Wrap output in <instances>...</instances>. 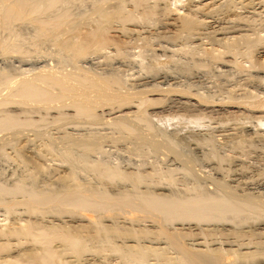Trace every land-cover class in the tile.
Listing matches in <instances>:
<instances>
[{
  "label": "bare ground",
  "instance_id": "6f19581e",
  "mask_svg": "<svg viewBox=\"0 0 264 264\" xmlns=\"http://www.w3.org/2000/svg\"><path fill=\"white\" fill-rule=\"evenodd\" d=\"M60 2L61 0H0V12L5 20L20 11L29 15L43 14V21L36 28V35H44L47 25L55 31L65 25L68 32L76 33L78 27L82 26L79 20L82 19L90 25L88 33L107 34L112 42L117 38L124 44L128 41V36L133 39L141 38L145 41V49L153 47L154 51L160 50L157 52L165 53L171 60L178 62L176 73H155L142 75L141 78L137 75L139 78H134L136 86L161 81L160 84H179L178 88L181 90L182 85L188 86L194 81L205 79L211 65L223 68L234 65L233 67L242 69L238 74V81L241 80L243 88L238 87L239 89L245 87L247 92L248 86H253L264 94V86L261 85L264 81V0H184L182 14L171 10L168 0H157V3H152L155 6L152 15L156 18V27L152 23V27L149 26L150 23L127 26V22L132 21L135 16L131 15L134 9L129 2L127 4L122 0L108 6L112 11H107L108 8L102 10L100 6L94 7V12L98 13L95 21L84 12L76 13L80 18L69 19L73 16V11L56 8ZM59 10L61 12L56 13ZM6 23L2 22V25ZM92 46L94 49L103 48L95 43ZM156 54L159 53H155V56ZM2 56L3 54L0 55V65L8 61ZM14 61L20 67L34 70L33 74H25L21 78L15 90V101L46 109L61 108L65 105V94L61 91H44L32 81L48 83L49 79L56 78L64 86L79 83L85 91L71 94L69 106L74 107L84 119L91 121H67L76 132L66 131L61 137L66 141L59 142L50 134L46 136L43 133L35 135L33 138L36 140L33 141L31 137L26 139L25 134L12 130L17 124V118L0 117V130L10 129L7 132L11 134L9 141L17 143L22 138L27 145L23 144L22 149L25 147L30 150L32 156H29L34 159L27 157L32 164L28 163L30 167L26 168L38 172L30 174L31 171L27 170L30 180L25 182L20 176L16 183L13 180L14 187L11 189L7 188L11 184L0 181V203L19 202L25 205L29 214L26 218L21 215L16 220L11 218L13 221H10L7 233L12 232L17 237L20 235L31 241L30 246L13 252L11 250V253L0 256V264H94L95 262L86 263L88 260L84 261L83 256L86 250L88 252L92 248L95 253L107 251L109 255L114 254L110 255L111 259L104 261L105 264H264V193L254 192L250 188L252 186H248L247 177H250V173L247 165L239 159H235L236 162L233 160V179L230 177L232 180L229 181L234 184L228 183L224 179L225 158L218 154V149L227 150L240 145L244 135L251 137L253 141H250L254 143L264 140L263 130L257 128L254 122L258 119L264 121V108H259L260 104L243 108L241 104L234 102V95L229 93V96L228 92L222 90L225 88L223 83L217 84L218 94H227L224 100H228L227 103L223 98V103L220 100L206 103L191 97L193 94L190 92L167 91L168 87L165 85L166 89L160 87L162 93L159 94L163 96L164 102L140 111L139 105L133 103V98L144 92L146 86H140L145 88L143 90L138 86L137 89L121 91L119 88L122 79H118L119 77L112 80H108V77L102 83L101 78L95 74L64 72L66 68L62 65L55 68L48 58L29 60L17 56ZM244 63L247 64L246 70ZM5 66L11 68L10 65ZM6 77L7 74H4L3 80ZM169 89L176 88L173 86ZM249 96L247 94L246 97ZM243 97L241 98L244 100ZM231 99L234 103L229 102ZM247 102L250 103L249 100ZM21 109L23 108H15L16 111ZM164 112L169 113V116H175V113L176 117L177 114L181 115L179 120L182 123L166 122L169 118H165ZM205 113L216 121H211L212 126L207 125L204 129L197 126L198 129L194 130L189 124L188 116L194 118ZM242 116L250 120L245 128L242 124L238 130V124L234 125L236 122L230 124V127L228 125V128L219 125L223 119L239 121ZM110 124L120 125L124 128L123 132L114 137L101 134L94 135L90 140L84 138L87 125L96 127ZM77 127L87 129L84 133ZM214 133L222 138L219 141L224 142L214 143ZM7 139L9 136L0 135V141ZM84 140L89 145L105 140L113 143L125 141L132 145L142 143L149 147L148 151L156 154L155 159L158 161L156 159L151 164L128 157L115 162L100 151L101 146H95L98 149L95 150L85 145ZM44 143L51 147L49 151L42 149ZM199 144L202 147L204 144L209 146L208 154L211 158L208 161L212 160L213 163L204 164L207 163L203 162L205 159L189 156L192 149H199ZM39 146H42L41 149ZM53 153H58V159L64 164L61 165L65 172L62 175L58 171L54 172V169L43 167L40 160L42 156ZM141 153L135 156H143ZM204 166H210L212 172L214 170L213 175L211 172L206 174L208 171L205 173V168L201 169ZM61 168L60 171L63 170ZM255 179L249 182L256 188L264 189L263 183ZM3 192L10 193L11 196H2ZM8 198L11 200L8 201ZM9 211L11 210L7 208L6 212ZM0 245L3 243L0 242Z\"/></svg>",
  "mask_w": 264,
  "mask_h": 264
},
{
  "label": "rangeland",
  "instance_id": "374dc122",
  "mask_svg": "<svg viewBox=\"0 0 264 264\" xmlns=\"http://www.w3.org/2000/svg\"><path fill=\"white\" fill-rule=\"evenodd\" d=\"M115 1H117V0H61V2L56 5V8H59V7L66 8V9L68 8L71 11H73V12H71L73 14V16H70L69 19L80 18L79 16L76 15V13L84 12V13H86V15L91 20L95 21L98 18V13L94 12L93 8L96 6H100V8L102 10H104V9L106 10V8H108V6H110L111 4L115 3ZM122 1L126 2L127 4L129 2L133 6V9H134L131 12V15L133 14L135 16L133 17L132 21L127 22V26H131V25L143 26L145 24L150 23L149 24L150 27H152V25H153V27H156L157 21H154V20H156V18H155V16L153 17V15H152V11L155 10V6H153L152 3H154V2L157 3L156 2L157 0L156 1H154V0H122ZM149 2L151 3L150 6H149V4H150ZM168 3H169V7L171 10L178 11L180 14L184 13V8H185V5L183 4V3H185L184 0H182V1L168 0ZM143 10H146V11L143 12ZM107 11H112V10L110 8H108ZM60 12H61V10L57 11L56 13H60ZM43 17H44L43 14L35 13L34 15H29V14H26L25 12L20 11V12H17L15 15L8 17V19L6 18L7 20H5L4 15L2 14V12H0V55L3 54V56L5 55V57L2 56V58H5L6 60L8 59V61L6 63L0 65V117L11 116V117L17 118V120H16L17 124H16V126L13 127L12 130L15 132H21L22 134H25L27 136L26 139H28V137H31V140L34 141V140H36V138H33L35 135H38V134L41 135L43 133L46 136H48L50 134L52 137L56 138L59 142L66 141L65 139L61 138L62 136L65 135L64 133L66 131L70 132V133L76 132L71 125L67 124V121L72 120V122H73V121L78 119L80 121H83L84 123H86V122L89 123L91 120L90 119H84L83 116H81L80 114L77 113V111L74 107L69 106V103L71 101V98H70L71 94H73L75 91H80V93H81V91H85V89H83V86H81L79 83H72L69 86H64V85H62L61 82L56 81V78L49 79L48 83H40L37 80L32 81L37 87L41 88L44 91H48V92H52V93L61 91L63 94H65V98H64L65 105H63V107H61V108L53 107V108H47L46 109L43 106L42 107H39V106L36 107V106L31 105V104L23 105V104H20L18 101H15L17 99L15 90L18 88V86L21 82V78L25 74H33L34 73V70H32V68H30V67H20L19 64L14 61V58H16L17 56L18 57L20 56L22 59H29V60H37L39 58H48L50 60L51 64L53 66H55V68L58 65H62L66 68L63 70L64 72H66V71L75 72V73L80 74V75L81 74H83V75L95 74V75L99 76V78H101L102 83L104 81H106L108 77H109L108 80H112V78H114V77L115 78L119 77L118 79H122L121 80L122 84H121L120 88H119V86H111V88H119L121 91H130L131 89H137L140 86H144V87L146 86V89L144 87L143 88L140 87V88H142V90L145 89V90H143L144 92H142L143 94L141 93L136 98H133V103L135 105H139L140 111L144 108H147L150 106L152 107V105H159V104L163 103L164 98H162L163 96H161L159 94L162 93L161 90L164 89V87L166 89V86L168 87L166 89L167 91L170 90V91H177V92H182V93L190 92L193 94V95H191V97H194V99L196 98V99H199V100L204 101L206 103H213L215 101L216 102H220V101L222 102V98L224 101V100H226V97L228 95L225 93L224 94L222 93L223 95L218 94L219 93L218 88H217L218 83H223V86L225 85L224 86L225 88L222 89L223 88V86H222L221 89L224 92L225 91L228 92V94L231 93V95H234L235 99L232 98L234 100V102L236 101L235 103L241 104V106L243 108L244 107H246V108L250 107L251 108L253 105L256 106L258 104H260V107L258 106L259 108H261V109L264 108V99H262V98H264L263 91L258 89V88L256 90V88H254L253 86H248V91H247L248 93L245 92V90H247V88L245 89V87H244V89H242L243 85L241 86V80L238 81V78H239L238 74L242 71V69L237 68V66L235 68V67H233L234 65H231V66H229L230 68L227 67L228 68L227 69L226 67L223 68V66L219 67L218 65H216V66L211 65V67H210L211 69L209 67H207V69L209 68L208 70H210L211 72L209 71V72H207V74H205L207 76L209 75L208 77L205 76L204 77L205 79L202 78L201 81L200 80L194 81L193 83H191L188 86L187 85L186 86L180 85L181 90L179 89L180 87L178 88L179 84L177 85V84H172V83L167 82L168 84H170V86L173 85L176 88L175 90L174 89L171 90L169 88H173V86L170 87L166 82H162L160 84L161 81H159V82L156 81L157 82L156 84L153 82H151V83L148 82L147 85L145 83V85L143 84V85H137L136 86V84L134 82V80H135L134 78H136L137 75H139V77L141 78L142 75L143 76L152 75L155 73H163V72L164 73H176L178 71V62L176 60H171L169 58V56L167 57V55H165V53L163 54L161 52H157L160 50L156 49L154 51L153 47L148 48L146 46L147 48L145 49V41L141 38L133 39L132 36L131 37L128 36V39H127L128 41L126 42V44H124L122 42H119L117 40V38H116V41L112 42L111 38L107 34L106 35H100L97 32L88 33L90 25L87 24L88 21H85L82 19H79V20H81L82 26L80 25L78 27V30L76 31V33L68 32L67 27L65 25H62L60 28L56 29L58 31H55V29H53L49 25H47L46 26V32L44 35H38V34L36 35L35 34L36 28H38L40 26V22L43 21ZM261 18H263V17H261ZM151 19H153L152 22H151ZM2 22H7V23L5 25H2ZM151 23H152V25H151ZM94 43L99 44L103 48L102 49H94V46H92V44H94ZM83 45H87V46L84 47ZM154 48H155V46H154ZM152 51H153V53H152ZM154 52L159 53V54H156V56H155ZM90 60H93V61L90 62ZM119 61H120V63H119ZM96 62H97V64H96ZM121 62H124V63H121ZM92 63H93V65L94 64L95 65L94 66L89 65ZM98 63H100V64H98ZM120 64H124V66L120 65ZM5 65H10L11 68L6 67ZM244 68H245V70L247 69V64H245ZM229 70H230V72H229ZM135 72H137V73H135ZM217 72L220 74L219 76H218ZM208 73H210V74H208ZM4 74H7V77L5 80H3V78H2ZM211 74H212V76H211ZM222 75H223V77H222ZM139 77H137V78H139ZM217 77H219V78H217ZM216 79H217V81H216ZM221 79H222V81H221ZM219 81H221V82H219ZM239 82H240V85H239ZM6 84L8 86L7 88H6ZM131 84H132V86H131ZM156 85H158L159 87H157ZM176 85H177V87H176ZM261 85L264 86V81L261 83ZM153 86H155V87L153 88ZM133 87H135V88H133ZM231 87H232V89H231ZM238 87H242V88L239 89ZM177 89H179L180 91ZM146 90H148V91H146ZM166 90H165V92H166ZM112 92H116V90H112ZM233 92H235V93H233ZM241 92L242 93L245 92V93L242 94ZM253 93L254 94L257 93L258 95L256 94L254 97ZM236 94L240 95V96L237 97ZM245 94H246V96H247V94H248V96L250 94L251 95L248 98V97L244 96ZM231 95L229 94V96H231ZM241 97H243L244 100ZM232 99L229 102H233ZM247 100H249L250 103H252V104L247 102ZM224 102H226V101H224ZM227 102H228V100H227ZM253 102L257 103V104H254ZM111 104L113 105V103H111ZM111 104H108V105H111ZM245 105H247V106H245ZM248 105H249V107H248ZM15 108H23V109L16 111ZM7 109H10L13 111H6ZM144 113H146V112L144 111ZM164 113H162V114H164ZM83 114L86 115L88 113H83ZM167 114H169V113H167ZM167 114L165 113L166 117L164 115L165 118H169V119H167L166 122H175V123L181 122L179 120L181 115L177 114V117H176V113L174 114L175 116H173V115L169 116L170 114L169 115H167ZM200 115H198L197 117H194V118L191 116H188L189 117L188 120L190 119L189 124L191 123V126H193L194 130L198 129V127H200L201 129H204V127L207 128V125L212 126V122H213V120H215V118H211V117L209 118L206 113L203 115L202 114H200ZM243 118H245V117L242 116V118L239 121H238V119H235L233 121H232V119L229 120L230 118H228L227 120L223 119V120H221V123L222 122L223 123L222 124L219 123V125H221V127H223V128H224V126L227 127L228 125H229L228 127H230V124H234L236 122L234 125L238 124L236 126L237 129L238 128L241 129L240 127L242 126V124H244L243 128H245L246 126H248L250 124V120L247 117V118H245V121H244ZM258 120H260V121H258ZM258 120H254V122L256 123L257 128L263 130V132H264V123H263L264 121L262 119H258ZM189 124H187V125H189ZM87 128H88V130L85 133V130ZM87 128L83 129V128L77 127V129L83 130V132L85 133L84 138L87 140L92 139L94 137V135L101 136V134H107L108 136L113 135V137H114V135L115 136L119 135L124 130V128H121L120 125L116 126V125H112V124H110V125H99L96 127H93L92 125H87ZM91 128H94L96 130H91ZM5 130L4 131L0 130V135H4V137L9 136V139H7L5 141H0V181L4 184H6L7 182H8L7 184H9V185L11 184L12 187L10 185V188L7 185V188L11 189L14 187L13 180L15 182V181H17V179H20V176H22L24 178L25 182H28L30 180L29 175L31 173L37 174L38 172H36L32 168H30V169L26 168V167H30L29 164L30 165L32 164V163H30L31 162L30 159H27V157L32 158V159H34V158L31 157L32 155L30 154V150L28 148L24 147V150L22 149L23 144L27 147L25 141L21 140L22 138L17 143L13 140L9 141L11 139L10 138L11 134L7 133V132L10 131V129H5ZM90 135H93V136H90ZM214 135H215V133H214ZM215 136H213V138H214L213 140L216 139L214 141V143L220 144V142H224V140L219 141V140H222V138H220L219 136L218 137L217 136L215 137ZM246 136L247 135L243 136V141L238 146H232L231 149L228 147L229 149H227V150L218 149V154L220 153V156H223L225 158V159L223 158L224 159L223 164L225 165V166L223 165V168L226 169L224 171V173L226 174V177L224 179H226V181L228 183L234 184L233 181H229V180L233 179V171H234L233 167H235V165L233 163L236 162L235 159H239L243 162V164H246L248 167L247 169L250 173V177H247L248 186H252L254 189L252 187H250V188H251V190H254V192L264 193L263 188H258V187L256 188V187H254V185L252 183L249 182V181H253L256 178L255 181H257V179H259L258 181H261L263 183L262 186H264V140H261L262 138L260 139L262 141V144L260 143L261 141L259 143H254V142H252L253 140L251 139V137L249 138L247 136L248 138H246ZM88 137H89V139H88ZM244 137H245V139H244ZM107 138H109V137H107ZM263 138H264V136H263ZM250 140H252V141H250ZM33 141H31V143ZM6 142H8V143H6ZM84 142H85V140H84ZM135 142H138V141H135ZM139 142H141V141H139ZM192 142H190V145ZM31 143H28V144L31 145ZM85 145H88V147L90 146L95 150H98L95 148V146H101L102 148L100 149V151L107 156L109 155L110 158H112V160L115 162L119 161L123 158H128V157L132 158L133 157V160H136V161H139V160L143 161L144 160L147 163L153 164V162L156 161V159H157V158L155 159V157H157L156 154L152 153L150 150L148 151L149 147L144 146V144H142V143H139V144L135 143L134 145H132L129 142L127 143L125 141L124 142L118 141L117 143H113L110 140H107V142L105 140L102 142H96L93 145H89L88 143L85 142ZM205 145L206 144L203 145V147H204L203 148L202 145L199 144V146H200L199 149L198 148L192 149V151H190L191 153H188V154L190 157H192L194 159L195 158L198 159V157L201 158L199 160L205 159V160H203V162L207 161V163H204V164L213 163L214 161H212V160L208 161L211 158L210 155L208 154L210 148H208L209 146H207V145L205 146ZM191 146H193V145H191ZM191 146H190V148H192ZM41 147L42 146H39L40 149H41ZM42 149L49 151L51 149V147H49L48 145H46V143H44V146L42 147ZM223 151H226V152H223ZM140 152H142L141 154L143 156H138V155L135 156L137 153H140ZM204 153H206V154H204ZM29 154L31 156H29ZM190 154H193V155L191 156ZM225 154H226V156H225ZM205 155H206V157H205ZM233 155L236 157H234ZM238 156H239V158H237ZM58 158L60 159V157L58 156V153H56V154L53 153L52 155L48 154L46 157L42 156L40 158V160L44 164L43 167H46V169H54V172L58 171V174L62 175L63 173H65V172H63L64 168L63 167L61 168V165L63 163ZM233 160H234V162H233ZM157 161H158V159H157ZM55 163H56V165H55ZM148 165H150V164H148ZM60 168H61V170L62 169L63 170L60 171ZM128 168L131 169L130 166H128ZM204 168H205V170H204L205 173H206V171H208V173H206V174H210V172H211V175H213L214 170L212 172V169L210 166H204L201 169L203 170ZM27 170L31 171L30 174H29V172H27ZM228 173H230V174H228ZM225 174H223V175H225ZM32 175H34V174H32ZM178 180H181V179L179 178ZM4 193L5 192L1 193L2 196ZM9 194L10 193L4 194V196L6 195V196L10 197L11 194L10 195ZM7 200L10 201L11 199L8 198ZM7 208H9L11 210V211H9V213L6 212ZM20 215L22 216V218H26L27 215H29L26 212L25 205H22L19 202L18 203H12V202L6 203V202H4L2 204L0 203V227H1L0 230H2V231H0V233H1L0 234V242L3 243L2 246L0 245V256L7 255V254L11 253V250L13 252V250H16L18 248L31 245V241L27 237H22L19 235V237H21V238H19V237H17L18 235H13L15 233H13V234H12V232L7 233L8 229H9L8 227H10V223L13 220H16L15 218L20 216ZM11 218L12 219L14 218V219L12 220ZM2 225L4 228H2ZM5 229H6V231H5ZM2 232L4 234H2ZM17 238H19L21 241L19 239L17 240ZM6 241L7 242L9 241L11 243L8 242V244H7ZM92 249H89L88 252L86 250L83 254V256H85V259H86V260L84 259V261L88 260L86 263L95 262L94 264H105L104 263L105 260L108 261L109 259H111V256H114V254L111 255L112 253H110V252L109 253L111 256L108 253H106L107 251L106 252L104 251V253H101L102 252L101 251L100 253L102 255L104 254V256H102L98 251H97V253H95V251H94L95 249H93V251H91ZM91 253H93V254H91ZM100 257L104 258V260ZM174 264H177V263H174Z\"/></svg>",
  "mask_w": 264,
  "mask_h": 264
}]
</instances>
